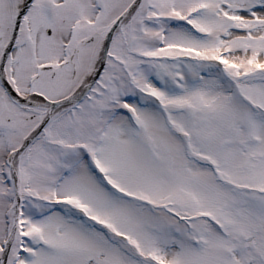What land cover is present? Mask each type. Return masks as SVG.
<instances>
[{
  "label": "snow or ice",
  "instance_id": "snow-or-ice-1",
  "mask_svg": "<svg viewBox=\"0 0 264 264\" xmlns=\"http://www.w3.org/2000/svg\"><path fill=\"white\" fill-rule=\"evenodd\" d=\"M0 264H264V0H0Z\"/></svg>",
  "mask_w": 264,
  "mask_h": 264
}]
</instances>
